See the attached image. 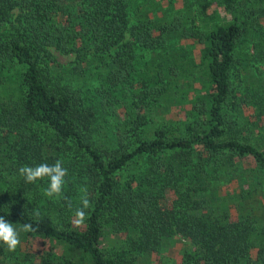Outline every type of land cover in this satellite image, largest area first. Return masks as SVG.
I'll return each instance as SVG.
<instances>
[{
  "label": "trees",
  "instance_id": "16d2710c",
  "mask_svg": "<svg viewBox=\"0 0 264 264\" xmlns=\"http://www.w3.org/2000/svg\"><path fill=\"white\" fill-rule=\"evenodd\" d=\"M183 1L0 0V264H264V0Z\"/></svg>",
  "mask_w": 264,
  "mask_h": 264
},
{
  "label": "clouds",
  "instance_id": "9594fccd",
  "mask_svg": "<svg viewBox=\"0 0 264 264\" xmlns=\"http://www.w3.org/2000/svg\"><path fill=\"white\" fill-rule=\"evenodd\" d=\"M19 174L24 178L26 183H35L38 180H43L45 177L49 179V186L45 190V195L49 198H61L65 177L68 175V170L63 166L62 161L57 160L49 165L41 163L36 166L23 165L18 169ZM91 203L88 197L87 188L82 189L80 207L75 210V225L77 227L83 225L87 220L86 210L91 208ZM39 218V213H35ZM31 223H25L18 230L13 223L7 221L3 216H0V244L7 247L9 251H15L21 244L20 232L35 231Z\"/></svg>",
  "mask_w": 264,
  "mask_h": 264
},
{
  "label": "rangeland",
  "instance_id": "374dc122",
  "mask_svg": "<svg viewBox=\"0 0 264 264\" xmlns=\"http://www.w3.org/2000/svg\"><path fill=\"white\" fill-rule=\"evenodd\" d=\"M175 2L179 3V7L177 8H187L190 5L185 3L183 0H175ZM54 55L56 62L59 65L68 66L71 61H73V57L71 55L65 56L57 52H54ZM188 243L189 242L187 240H184L179 236H175L166 244L160 253L141 256L139 257L137 264H181L184 252L186 250H192L191 247H188Z\"/></svg>",
  "mask_w": 264,
  "mask_h": 264
}]
</instances>
